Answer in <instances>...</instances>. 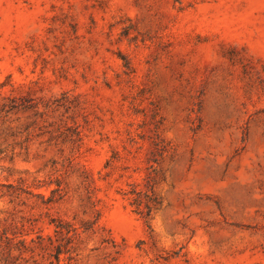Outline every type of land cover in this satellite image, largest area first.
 <instances>
[{"label": "rangeland", "instance_id": "obj_1", "mask_svg": "<svg viewBox=\"0 0 264 264\" xmlns=\"http://www.w3.org/2000/svg\"><path fill=\"white\" fill-rule=\"evenodd\" d=\"M0 85L14 264H264V0H0Z\"/></svg>", "mask_w": 264, "mask_h": 264}, {"label": "trees", "instance_id": "obj_2", "mask_svg": "<svg viewBox=\"0 0 264 264\" xmlns=\"http://www.w3.org/2000/svg\"><path fill=\"white\" fill-rule=\"evenodd\" d=\"M3 86L4 85H0V88H2ZM6 108H7V112H9L14 110L16 106L13 105V103L8 105L4 104L3 109ZM146 215H148V213H146ZM58 228L61 227L58 226L55 227V229ZM65 228L69 229L68 226H66ZM58 230L55 232L57 233ZM24 247H25V241H18L17 243L12 244L11 238H8L5 233H2V235L0 236V257L3 259L4 264H14L17 258L12 255L11 253L12 250L17 251L19 252V254H21V252L25 250ZM62 248H63V244H59L55 246V252L52 256L57 263L60 262V256L63 254Z\"/></svg>", "mask_w": 264, "mask_h": 264}]
</instances>
